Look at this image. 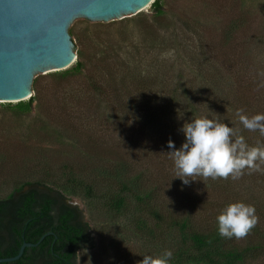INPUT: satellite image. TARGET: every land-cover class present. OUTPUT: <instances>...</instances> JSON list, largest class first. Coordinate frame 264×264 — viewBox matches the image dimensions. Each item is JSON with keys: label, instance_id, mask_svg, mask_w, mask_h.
I'll return each instance as SVG.
<instances>
[{"label": "rangeland", "instance_id": "374dc122", "mask_svg": "<svg viewBox=\"0 0 264 264\" xmlns=\"http://www.w3.org/2000/svg\"><path fill=\"white\" fill-rule=\"evenodd\" d=\"M161 1L159 14L152 4L110 21L76 18L68 28L74 64L35 73L30 111L0 102V199L26 182L77 186L67 203L82 211L92 238L78 264H139L183 244L180 233L152 221L154 235L141 230L140 204L119 175L140 176L160 211L191 213L200 230L228 204L244 202L255 206L264 231V174L197 176L185 185L167 146L171 139L179 148L180 129L197 118L239 129L250 146L264 143L235 115L264 113V0ZM188 94L197 105L192 116ZM117 198L125 199L120 212L109 208ZM250 262L264 264V251Z\"/></svg>", "mask_w": 264, "mask_h": 264}, {"label": "trees", "instance_id": "16d2710c", "mask_svg": "<svg viewBox=\"0 0 264 264\" xmlns=\"http://www.w3.org/2000/svg\"><path fill=\"white\" fill-rule=\"evenodd\" d=\"M152 8L155 13H161L162 1H155ZM75 69L81 71L83 63L77 62ZM183 91L188 93L185 88ZM185 97L188 102L185 109L190 110L191 116L197 114L196 103L189 94ZM33 103L31 98L16 107L30 111ZM166 115L173 114L167 112ZM118 178L123 180L122 189L140 204V224L144 233L154 235L148 227L152 221L163 232H178L185 238L173 253L170 264H251L250 261L264 251V231L258 225L251 231L260 236L257 241L248 240L249 235L239 240L223 238L218 233L217 220L213 227L200 230L201 227L193 223L191 213L176 217L160 211L153 202V190L142 186L140 176L119 175ZM77 190V186L58 190L40 181L26 182L7 198L0 199V258L14 257L24 242L37 243L45 234L53 233L37 247L27 248L18 261L1 264H78V250L91 243L92 238L82 211L67 203V197L77 195ZM124 206V198H117L109 204L110 209L119 212ZM244 239L247 245L239 242Z\"/></svg>", "mask_w": 264, "mask_h": 264}, {"label": "water", "instance_id": "95a60500", "mask_svg": "<svg viewBox=\"0 0 264 264\" xmlns=\"http://www.w3.org/2000/svg\"><path fill=\"white\" fill-rule=\"evenodd\" d=\"M156 0H0V102L20 103L33 97L31 86L38 71L65 70L75 62L69 25L76 18L110 21L134 16ZM24 242L14 257L18 261L27 248Z\"/></svg>", "mask_w": 264, "mask_h": 264}, {"label": "clouds", "instance_id": "9594fccd", "mask_svg": "<svg viewBox=\"0 0 264 264\" xmlns=\"http://www.w3.org/2000/svg\"><path fill=\"white\" fill-rule=\"evenodd\" d=\"M235 115L244 129L264 136V113L248 116L238 109ZM180 131L185 137L182 145L176 148L170 139L167 146L176 177L185 185L197 176L238 180L245 174H264V143L250 146L239 129L218 119L197 118L186 122ZM216 219L219 235L227 239L246 238L259 223L255 206L244 202L228 204ZM172 257L173 252L166 249L160 256L144 255L139 264H170Z\"/></svg>", "mask_w": 264, "mask_h": 264}]
</instances>
